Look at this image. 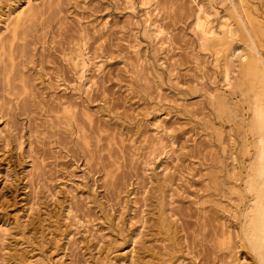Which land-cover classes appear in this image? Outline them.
<instances>
[{"label":"rangeland","instance_id":"374dc122","mask_svg":"<svg viewBox=\"0 0 264 264\" xmlns=\"http://www.w3.org/2000/svg\"><path fill=\"white\" fill-rule=\"evenodd\" d=\"M0 36V264H261L264 0H0Z\"/></svg>","mask_w":264,"mask_h":264},{"label":"bare ground","instance_id":"6f19581e","mask_svg":"<svg viewBox=\"0 0 264 264\" xmlns=\"http://www.w3.org/2000/svg\"><path fill=\"white\" fill-rule=\"evenodd\" d=\"M27 7L25 10H22L24 8L23 6V8L20 9V11H17L18 13L16 17L15 15H13L15 19L11 27V35H10L11 38L9 37L10 41H7V43L9 42L8 46L10 48H12L13 41L18 38L19 33L23 34V31H25L26 22L29 19H31L36 12L35 8H32V6L28 8ZM229 34L231 37L235 35L234 28L229 30ZM3 41L0 40V52L2 54L5 53L4 46L6 44V42H3ZM252 51H253L252 53L250 52L249 54H247V62H246L247 64L245 66V72L249 76V78L256 79L258 82V86H257L258 87V98L254 101L251 118L248 122V130L250 131L251 134L256 136V140H254V144H253L255 151H254L252 159L250 160L248 164L246 179L244 180L245 181L244 190L246 191V193L250 195V199L248 200V203L246 204L244 211L240 215L242 217L241 232L244 236V239L249 249L255 251L256 259L258 260V262L263 264V252H264V56H262L259 52L255 50H252ZM218 100L219 99H217V101ZM217 103L220 104L219 101ZM254 251H252V253Z\"/></svg>","mask_w":264,"mask_h":264}]
</instances>
